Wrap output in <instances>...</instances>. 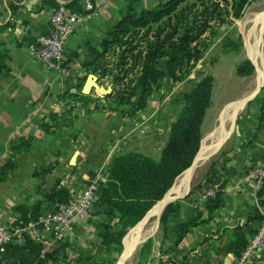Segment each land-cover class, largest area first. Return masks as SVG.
<instances>
[{
    "label": "trees",
    "instance_id": "16d2710c",
    "mask_svg": "<svg viewBox=\"0 0 264 264\" xmlns=\"http://www.w3.org/2000/svg\"><path fill=\"white\" fill-rule=\"evenodd\" d=\"M250 1L162 0L148 7L143 6L141 0H126L125 9L106 36L96 44L87 42L88 56L83 62V67L89 73L102 76L110 73L113 77L116 90L114 94L106 95L112 99V102L105 107L116 111L124 105H130L132 111L136 113L147 107L154 87L163 78L168 76L176 83L183 81L204 57L205 51L210 46L205 34L207 32L217 34V27L223 24L230 25L234 18L241 17ZM50 4L51 8L59 5L56 1ZM68 6L83 12L80 0H71ZM111 54L114 55L115 62L110 61ZM161 60H165L164 67ZM243 64L239 67L241 74L247 72V69H244L245 65L249 66L250 73L254 72L255 68L249 59ZM135 67L140 69L135 73L134 78L130 79L127 85L122 86L125 84V78H128ZM4 68L6 66L0 64V70ZM85 77L75 86L79 90L83 88ZM213 83L214 77L210 74L205 75L192 90L177 100L181 110L172 124L169 141L162 151L160 160L142 152L129 151L111 159L106 181L95 178L96 174L91 173V178L96 179L95 185L98 188L94 213L102 218L97 228L103 242L109 245L115 238L110 225L114 218L119 220L118 223L123 224L117 238V251L120 255L117 262L114 260L112 264H118L120 260L124 236L143 220L151 207L164 197L176 178L191 166L200 144L202 146L201 124L211 104ZM82 95L79 96L78 93H72L70 90L64 93V97L80 98L87 105L90 98L86 94ZM252 102L250 101L248 106ZM100 106L96 105L88 112L105 109L104 105ZM254 109L258 110L255 113H248L247 116L260 115L262 118L264 100L255 105ZM71 111L67 109L64 115H70ZM242 118L244 116L238 117L237 125L244 131L246 129L243 128ZM24 141L21 145H24ZM252 141L242 142L240 152L245 151ZM255 157L256 161L245 168V173L249 174L256 166V162L264 158L262 154H255ZM232 158L233 156H229L214 163L208 171L204 185L220 184V188L224 189L228 181L238 176L237 172L229 167ZM14 168V161L9 160L0 171V180H5ZM202 188V185H198V189ZM192 193L193 190L187 197ZM258 197L261 208H256L253 213L248 214L243 224H237L232 228L225 227L219 236V251L222 256L233 254L236 259H240L247 250L250 240L259 234L264 222V177L258 190ZM70 198V193L64 185L52 188L45 195V200L51 206L68 203ZM181 202L182 199H178L168 204L160 219L166 230H169V223L173 222L172 231L176 243H180L192 228L211 220L213 214L224 205V193L216 191L214 197H206L202 209L188 212L184 220L179 219L182 211ZM41 204L42 201H38L31 207L27 205L16 207L15 210L20 215L11 223L12 228H25L31 221H39L43 213ZM206 215L207 218H204ZM38 227L42 228L43 224L39 223ZM152 243L150 238L141 250L148 248L151 252ZM43 248V245L35 241L27 231H23L3 247L0 246V264H48L52 260L60 262V257L63 258L61 264H83L82 257L76 262L68 260V250L74 248L70 241L60 242L58 247L45 254L42 253ZM202 264L212 263L205 258Z\"/></svg>",
    "mask_w": 264,
    "mask_h": 264
},
{
    "label": "crops",
    "instance_id": "0c3cea01",
    "mask_svg": "<svg viewBox=\"0 0 264 264\" xmlns=\"http://www.w3.org/2000/svg\"><path fill=\"white\" fill-rule=\"evenodd\" d=\"M53 1L71 0H0V64L6 66L0 70V171L9 160L15 164L6 179L0 180V209L8 224L20 215L15 210L19 205L48 203L45 195L70 181L72 171L101 169L106 178L114 156L136 151L121 147L126 143L123 136L127 131L120 130L121 124L126 125L119 121L122 115L108 108L89 113L92 109L80 98L64 97L67 90L79 93L75 86L85 76L83 92L91 93L90 80H96L98 75L83 67L88 56L87 42L96 44L106 36L125 9L126 0H112L100 19L77 30L69 41L61 73L34 62L29 49L37 34L49 31L48 13ZM67 109L72 110L70 115H64ZM242 120L243 128L249 132L237 125L239 145L253 140L252 144L242 152L233 150L237 155L229 167L238 176L221 190L224 205L211 220L192 228L181 241L183 247L190 244L191 253H196L190 255L189 264H202L205 258L212 264H233V254H220L219 236L225 227L243 224L247 215L260 207L259 187L252 176L255 169L249 174L244 171L256 161L255 154L264 157V116L245 115ZM262 164L264 158L256 162V168ZM260 230L264 231V222ZM252 254L255 264H264V247ZM215 256L218 259L213 260Z\"/></svg>",
    "mask_w": 264,
    "mask_h": 264
},
{
    "label": "rangeland",
    "instance_id": "374dc122",
    "mask_svg": "<svg viewBox=\"0 0 264 264\" xmlns=\"http://www.w3.org/2000/svg\"><path fill=\"white\" fill-rule=\"evenodd\" d=\"M159 1L162 0H141V3L143 6L151 7ZM188 1L193 2L194 0ZM111 3L112 0L110 4ZM107 7H105V9ZM263 8L264 0H251L241 17L234 18L230 25L223 24L221 27H217V34L213 35L210 32H207L205 37L208 38L207 41L210 42V46L205 51L204 57L190 71L189 75L183 81L176 83L172 82L168 76L163 78L160 83L154 87L152 95L148 99L146 108L134 113L130 105H124L116 110L118 114L123 116V119H120L119 121L126 122V125H120L121 131L127 130L123 136L126 138V143L122 144L124 147L121 146L124 151L134 149L137 152L140 150L145 152L144 154L156 160H160L162 151L169 141L172 124L177 119L181 110V105L177 100L181 99L187 92L192 90L194 85L208 74L214 77V83L211 104L201 124L202 140L205 134L213 131L219 126L220 120H218V117L220 112L222 113L226 106L224 112L228 110L237 97L248 92L255 82V70L253 73H250L249 66H244V69H247L245 74L239 72V67L244 65L243 62L248 59L249 55L245 43L246 30L249 26L245 25V27L242 28V24L245 21L246 16ZM263 31L259 38V44L264 51L262 39ZM109 59L111 62L116 61L113 54L109 56ZM161 63L164 67L165 60H161ZM139 69V67H135V69L130 72L128 78H125V84L122 86L127 85L130 79L134 78L135 73H137ZM97 75L98 78L96 80L94 78L90 80L92 83L91 93L83 92V88L80 89L78 93L79 96L82 94L88 95L90 98L88 102L90 109H93L96 105H104V107L111 105L112 99L106 95L114 94L116 90L113 83V77L110 73L105 76ZM102 87L109 90V93L101 94L100 89ZM102 99L104 101H101ZM262 100H264V87H262L260 93L252 100V104L250 106L247 105L241 110L238 117L245 116L251 112L255 113L258 109H254V106L259 104ZM111 111L115 112V110ZM223 113L220 114L221 121V115H223ZM236 129L237 124L234 132L230 135L220 151L197 169L192 179L191 189L189 187L190 191L193 190L192 195L187 197L190 193L188 190L189 193L181 198L182 211L179 219L184 220L190 211L200 208L202 209L206 197H214L216 191L223 190L220 186H214L212 184L204 185V183L207 181L208 171L214 163L220 162L229 156L234 157L235 151L233 150L241 151L239 145L241 140H239L238 137L240 134L238 131L236 132ZM235 147L237 148L235 149ZM253 169H256V166ZM72 173L74 175L71 176V180L65 181L66 183L64 186L70 193L71 201H76V199L80 198L79 196L83 194L87 187L91 186L95 178L102 177L106 172L101 169L91 170L90 168H87L86 170L78 172L72 171ZM91 173L96 174L94 179L91 178ZM80 178L82 181H78ZM198 185H202L203 188L198 189ZM181 191L182 193L180 196L187 192L185 191V188L183 190L180 189V192ZM41 208L43 210L42 215H44V213H52L53 215L56 214V216L64 217V212H62L57 205L51 206L48 203H42ZM94 211V208L91 209V217L85 222H78L75 219L72 228L67 232V238H63L60 242L63 243L64 241H70L72 243L74 248L68 250V260L71 262H76L79 257H82L83 264H112L114 260L117 262L120 255L117 251V238L123 224L118 223L119 220L117 218L112 220L110 225L112 234L115 238L112 240V243L108 245L104 243L99 236L97 224L102 218L95 215ZM158 215L159 214L156 216V214H154L150 217L148 225L153 224L154 220L158 218ZM54 226L52 232H56V227L59 226V219L56 220ZM172 229V221L169 223V230H166L165 226L159 221L157 227L151 232V234H149L152 236L149 237L153 242L151 252L148 248L144 251L141 250L143 245L150 239L148 237L149 239L146 240L136 251L130 264H189V261L187 260L190 255L192 254L193 256L196 253H191L192 249L188 248L190 244L183 247L182 242L176 243L175 234ZM59 231H62L61 228H59ZM126 236L127 235H125L123 239H125ZM255 240L256 236L253 237L252 242L254 243ZM60 242L58 243L60 244ZM263 247L264 246L261 248ZM253 250L255 249L250 250V255H247L244 260L235 259L233 264H255V258L252 256ZM148 252L149 254H147ZM216 257L217 256L213 257V260L218 259ZM59 261L62 262L63 258L60 257ZM60 262L52 260L48 264H61Z\"/></svg>",
    "mask_w": 264,
    "mask_h": 264
},
{
    "label": "built area",
    "instance_id": "2783aa9c",
    "mask_svg": "<svg viewBox=\"0 0 264 264\" xmlns=\"http://www.w3.org/2000/svg\"><path fill=\"white\" fill-rule=\"evenodd\" d=\"M110 2L111 0H80L83 12L71 9L68 6L69 2L65 1H61L58 6L50 8L48 13L49 31L37 34L29 44L33 61L43 65L47 70L61 73L72 36L85 23L101 18L105 7ZM252 176L256 185L260 187L264 177V164L257 167ZM97 178L106 181L105 177ZM95 180L76 201L70 200L68 203L57 205L64 212V217L44 213L40 216L39 221H31L25 228L16 227L13 229L11 224L4 220L3 212L0 209V246L3 247L15 235L27 231L35 241L43 245V254L58 247V242L67 238V232L72 228L75 219L78 222H85L91 217V209L94 208L98 200V188L95 185ZM57 219H59V226L56 227V232H52ZM39 223L43 224L42 228L38 227ZM59 228L62 231H59ZM252 239L243 256L237 260H244L247 255H250V250L255 249L256 251V249L264 246V231L260 230L254 243Z\"/></svg>",
    "mask_w": 264,
    "mask_h": 264
},
{
    "label": "bare ground",
    "instance_id": "6f19581e",
    "mask_svg": "<svg viewBox=\"0 0 264 264\" xmlns=\"http://www.w3.org/2000/svg\"><path fill=\"white\" fill-rule=\"evenodd\" d=\"M245 25L249 26V30H246V38L245 42L248 49L249 57H251L257 66V86H255V82L253 83V87L246 92L245 94L237 97L235 102L231 105V107L224 112L226 107L223 109L222 113V121L220 117L219 126L213 131L205 134L202 140V146L200 145L199 151L196 154L195 163L185 169L176 180V183L173 187V191L177 192L178 197L184 196L190 187L191 177L193 175L194 168L197 165L203 164L207 161L220 147V145L224 142V140L231 135V131L234 128V121L238 112L244 108L245 103L248 99L252 98L257 92L258 88L262 86L264 82V51L259 44V38L261 37L262 31L264 30V8L250 13L246 16L244 23L242 24V28ZM221 113V114H222ZM228 123V124H227ZM232 128V129H231ZM231 129V131H230ZM185 188L186 193L180 196L182 191ZM179 191V192H178ZM175 198V197H174ZM174 198H171V195L167 194L163 199L158 201L153 208L148 212V214L141 220L136 226H134L124 239V252L122 257H120L119 264H130L131 260L136 253V251L140 248V246L145 242V240L149 237V234L157 227L158 218L154 220L153 224L148 225L150 217L154 214L161 215L165 206ZM177 198V197H176ZM152 215V216H151ZM158 215V216H159Z\"/></svg>",
    "mask_w": 264,
    "mask_h": 264
},
{
    "label": "water",
    "instance_id": "95a60500",
    "mask_svg": "<svg viewBox=\"0 0 264 264\" xmlns=\"http://www.w3.org/2000/svg\"><path fill=\"white\" fill-rule=\"evenodd\" d=\"M262 39H263V46H264V31H263V35H262ZM248 59L252 62V64H253V66H254V68H255V76H254V81H255V86H257V79H256V76H257V66H256V64H255V61L251 58V57H249L248 56ZM262 87H264V82H263V84H262V86L261 87H259L258 88V92L252 97V98H250V99H248V101L245 103V107L248 105V103L250 102V101H252L259 93H260V91H261V89H262ZM86 89H88L89 90V88L87 87ZM100 93L101 94H107V93H109V90H107V89H105L104 87H102L101 89H100ZM244 109V108H243ZM239 113L240 112H238L237 113V115H236V118H235V121H234V128H233V130L231 131V132H234V130H235V128H236V124H237V118H238V115H239ZM220 114H221V112H220ZM220 114H219V119L218 120H220ZM228 124V123H227ZM230 137V134H229V136L224 140V142L220 145V147L218 148V150L212 155V156H214V155H216L219 151H220V149L224 146V144L227 142V140H228V138ZM211 156V157H212ZM196 157L197 156H195V158H194V160H193V162H192V164H191V166L195 163V160H196ZM210 157V158H211ZM206 162V161H205ZM204 162V163H205ZM203 163V164H204ZM203 164H200V165H197L195 168H194V171H193V175H192V177H191V182H190V189H191V183H192V179H193V177H194V175H195V173H196V171H197V169L200 167V166H202ZM190 167V166H189ZM176 180H177V178H176ZM176 180H175V182H174V184L171 186V188L165 193V195H164V197L167 195V194H169V195H171V198H174V200H172V201H170L168 204H170L171 202H174V201H176V200H178V199H181V198H183V197H185L188 193H189V191H190V189H189V191L184 195V196H182V197H178V194H177V192H175V191H173V187H174V185H175V183H176ZM163 197V198H164ZM177 197V198H176ZM162 198V199H163ZM156 204V203H155ZM154 204V205H155ZM167 204V205H168ZM153 205V206H154ZM167 205L165 206V208L167 207ZM153 206L151 207V209L153 208ZM165 208H164V210H165ZM150 209V210H151ZM149 210V211H150ZM164 210L162 211V213L164 212ZM148 211V212H149ZM148 212H147V214H148ZM162 213H161V215H159L158 216V221H160V219H161V216H162ZM146 214V215H147ZM152 216V215H151ZM145 217V216H144ZM150 237H152V236H150ZM149 237V238H150ZM149 238H147L146 240H148ZM145 240V241H146Z\"/></svg>",
    "mask_w": 264,
    "mask_h": 264
}]
</instances>
